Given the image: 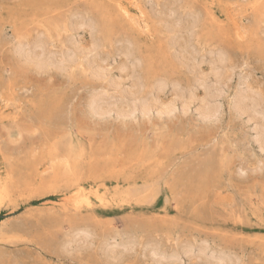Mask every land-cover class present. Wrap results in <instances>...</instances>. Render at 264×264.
<instances>
[{
  "label": "rangeland",
  "instance_id": "1",
  "mask_svg": "<svg viewBox=\"0 0 264 264\" xmlns=\"http://www.w3.org/2000/svg\"><path fill=\"white\" fill-rule=\"evenodd\" d=\"M240 80L259 119L264 0H0V264H264V135Z\"/></svg>",
  "mask_w": 264,
  "mask_h": 264
},
{
  "label": "bare ground",
  "instance_id": "2",
  "mask_svg": "<svg viewBox=\"0 0 264 264\" xmlns=\"http://www.w3.org/2000/svg\"><path fill=\"white\" fill-rule=\"evenodd\" d=\"M169 6H170V5H169ZM170 18H171V17H170ZM168 19H169V18H168ZM176 20H177V19H176ZM81 24H82V23H81ZM175 25H176V24H175ZM39 33H40V32H39ZM37 43H38V42H37ZM37 43H36V44H37ZM34 45H35V44H34ZM34 45H33V48H32V46H29V47H30V50H27V49H29V48H27L26 50H24L25 48H24V49H23V48H20L21 53H23L26 57L31 58V59L36 57V59H34V60H37V61H36L37 63H38V61H40L39 63L42 64V65L48 64V63H50V62L53 60L54 55H53V58L50 59L49 56H52V54H51V53H50L51 55H50V54H46L48 50L45 51V49H43V48H42V49L37 48V50L39 49V51H38L39 53H38L37 50H36L37 54H35V50H34V51L31 50V48H32V49L35 48ZM35 46H36V45H35ZM38 46L40 47V45H38ZM22 47H25V46L22 45ZM41 47H42V46H41ZM41 47H40V48H41ZM127 48H128V47H127ZM40 50H41V51H40ZM44 51H45L46 53H45ZM71 51H72V50H71ZM42 52L45 53V55H46V56H44V57H46L45 59H44V58L41 59V56L43 55ZM65 52H67V51H65ZM74 52H75V51H74ZM52 53H53V52H52ZM75 53H76V52H75ZM64 54H66V53H64ZM69 54H70V53H69ZM71 54H72V52H71ZM38 55H40V56H38ZM48 55H49V56H48ZM73 55H74V54H73ZM223 55H224V54H223ZM66 56L68 57L69 55H66ZM47 57H48V58H47ZM64 57H65V56H64ZM65 58H66V57H65ZM65 58H64V61H65ZM74 58H75V57H74ZM74 58H73V60H75ZM70 59H72V57H68V58H67V60H69V61H73V60H70ZM224 59H225V58H224ZM34 60H33V61H34ZM57 60H58V59H57ZM59 60H60V59H59ZM59 60L56 61V59H55V60H53L52 62L56 63V62H59ZM60 61H61V60H60ZM52 62H51V63H52ZM62 62H63V61H62ZM67 62H68V61H67ZM59 63H60V62H59ZM225 64H226V63H225ZM217 65H218V64H217ZM220 65H221V64H220ZM100 67H101V66H100ZM220 68H221V67H220ZM222 68H223V67H222ZM96 70H97V69H96ZM94 71H95V70H94ZM217 71H218V70H217ZM96 72H97V75H98V73H101L102 70H97ZM214 73H215V72H214ZM229 74H230V73H229ZM231 74H232V73H231ZM219 75H220V74H219ZM242 75H244V74H241V76H242ZM247 75H248V74H247ZM213 76H214V75H213ZM227 76H228V75H227ZM230 76H231V75H230ZM230 76H228L227 78L229 79ZM241 76H240V77H241ZM244 76H245V75H244ZM216 77H217V76L215 75L214 78L216 79ZM245 77H246V76H245ZM247 77H248V76H247ZM224 78H225V77H224ZM218 79H219V78L217 77V81H219ZM228 79H227V80H228ZM241 79H242V78H241ZM225 80H226V78H225ZM242 80H243V79H242ZM245 80H246V79H245ZM214 81H216V80H214ZM217 81H216V83H217ZM221 82H222V80H221ZM239 82H242V81L240 80ZM247 82H248V81H247ZM247 82H246V84L242 82V83L244 84V88H245V89L242 88V89H244V90H243L244 92H243L242 89H241V85H242V83H239V84H238V85L240 86L239 89H241V93L239 94V90H238V93H237V94H239V95H237V96H238V102L235 101V104H236V102H237V104H238L237 109L240 108V111L243 110V114H245L244 111H245L246 113H247V112H250V113L252 114V118H253V117L256 118V116L260 114V113L258 114L257 111L260 110V107H259L260 104H259V103L261 102V100H260V101L258 100V98H259V95H257L258 93H256L255 95L253 94V93L255 92V90L253 89V90H254V92H253V90L248 86L249 84H247ZM216 83H215V86H213V87H216V88H215L216 90L213 89V87H210V88L213 89V91H214V90L217 91V90L219 89V88H218L219 86L222 88L221 85H218V87H217V84H216ZM223 83H224V82H223ZM112 84H113V85L115 84V85L113 86ZM112 84H111V86H112L114 89H117V88L119 87V86L116 87V86H117V85H116V82H115V83L112 82ZM219 84H221V83H219ZM224 84H225V83H224ZM240 84H241V85H240ZM109 85H110V84H109ZM224 86H225V85H224ZM250 86H251V85H250ZM97 87H100V89L98 90V91H100V93H96V95H95L94 97H92V99H91V109L94 111V113H96V114H97V113H100V115H101V114H104V112L109 113L108 111H111V108L113 107V106H112L113 103L110 102L111 100L109 101V103L107 102L110 98L107 99V96H106V94L104 93V92H105L104 90H106V88H108V87H107L106 85H105L104 87H103V86H97ZM175 87H176V86H175ZM95 88H96V87H95ZM154 88H155V87H154ZM160 88H161V87H159V89H160ZM210 88H209V89H210ZM96 89H97V88H96ZM120 89H121V88H120ZM176 89H177V88H176ZM94 90H95V89H94ZM94 90H93V91H94ZM110 90L112 91L113 89H110ZM118 90H119V88H118ZM118 90H117L116 92H118ZM178 90H179V89H178ZM95 91H96V90H95ZM101 91H104V92L101 93ZM113 91H114V90H113ZM120 91H122V90H120ZM120 91H119V92H120ZM134 91H135V90H134ZM213 91H212V92H213ZM219 91H221V90H219ZM247 91H248L250 94H248ZM251 91H252V93H251ZM256 91H257V90H256ZM245 92H246V93H245ZM257 92H258V91H257ZM94 93H95V92H94ZM106 93H107V92H106ZM111 93H112V92H111ZM122 93L125 94V92H122ZM122 93H121V94H122ZM214 93H216V92H213V96H214ZM108 94H109V92H108ZM108 94H107V95H108ZM112 95H113V94H112ZM118 95H119V94H118ZM135 95H136V94H135ZM211 95H212V94H211ZM92 96H93V95H92ZM110 96H111V94H110ZM110 96H108V97H110ZM122 96H123V95H121L120 97H122ZM127 96H128V95H127ZM129 96H131V94H129ZM209 96H210V95H209ZM216 96H217V95H216ZM257 96H258V97H257ZM260 96H262V95H260ZM114 97H115V96H114ZM114 97H112V98H114ZM120 97L117 96V98H119V99H120ZM132 97H133V96H132ZM132 97H131V99H129V100H132V101H133ZM144 97H145V96H144ZM123 98H126V95H125ZM138 98H139V97H138ZM142 98H143V97H142ZM142 98L140 99V101H138V103H135V102H134V103H135L134 105H133V103H131L132 101H130V103H131V107H132V110H133L134 112H135L134 108H136V109L138 108L139 111L141 110V111H143V113H144V112L146 113L147 111H150V105H149V102L147 103V99H146V98H145V99H146V102H145V100H143L144 98H143V99H142ZM214 98H215V97H214ZM260 98H261V97H260ZM119 99H118V100H119ZM127 99H128V97H127ZM134 99H135V97H134ZM136 99H137V98H136ZM106 100H107V101H106ZM112 100H113V99H112ZM115 100H116V98H115ZM115 100H113V101L115 102ZM121 100H123V99H121ZM211 100H212V98H211ZM236 100H237V98H236ZM61 101H62V100H61ZM113 101H112V102H113ZM124 101H125V100H124ZM124 101H122V102H124ZM135 101H136V100H135ZM152 101H153V100H152ZM262 101H263V100H262ZM136 102H137V101H136ZM210 102H211V101H210ZM212 102H214V101H212ZM107 103H108V104H107ZM110 103L112 104V105H111L112 107H110V105H109ZM116 103H117V102H115L114 105H115ZM118 103H121V102H118ZM187 103H188V102H187ZM206 104H207V103H206ZM151 105H152V104H151ZM185 105H186V104H185ZM203 105H204V104H203ZM203 105H202V106H203ZM209 105H210V103H209ZM212 105H213V104H212ZM212 105H211V106H212ZM258 105H259V106H258ZM116 106H117V105H116ZM116 106L112 109V111H114V109L117 108ZM118 106H119V104H118ZM133 106H134V107H133ZM186 106H187V105H186ZM204 106H206V105H204ZM235 106H236V105H235ZM257 106L259 107V108H258L259 110H257ZM174 107H175V106H174ZM213 107H214V106H213ZM154 108H155V107H154ZM157 108H158V107H157ZM160 108H161V107H160ZM160 108H159L158 110H160V111L162 112L163 109L161 110ZM181 108H184V107H181ZM202 108H203V107H202ZM208 108H209V107H208ZM208 108L205 107V108L202 109V112H203L204 114L208 115V116H210L209 114L212 115V113H211L212 111H213V112H217V111H218L217 108H216V109L213 108V109H215L216 111L211 110V109H208ZM210 108H211V107H210ZM171 109H172V106H171ZM185 109H188V108H185ZM261 109L263 110L264 108H261ZM118 110H119V109H115V111H117V112H118ZM120 110H121V108H120ZM126 110H127V113H128L129 110H128V109H125L124 111H126ZM132 110H131V108H130V111H132ZM168 110H169V109H168ZM210 110H211V111H210ZM115 111H114V112H115ZM121 111H123V110H121ZM130 111H129L128 114L131 113ZM133 111H132V112H133ZM141 111H140V112H141ZM199 111H200V110H199ZM209 111H210V113H209ZM238 111H239V110H238ZM114 112H113V113H114ZM119 112H120V111H119ZM137 112H138V110H137ZM168 112H169V111H168ZM202 112L200 111V113H202ZM110 113H111V112H110ZM115 113H116V112H115ZM127 113L125 114V112H121V115H123V114L127 115ZM147 113H148V112H147ZM207 113H208V114H207ZM250 113H249V114H250ZM116 114L119 115L120 113H119V114L116 113ZM214 114H215V113H214ZM251 114H250V115H251ZM114 115H115V114H114ZM201 115H202V114H201ZM214 116H215V115H214ZM248 116H249V115H248ZM212 117H213V115H212ZM257 117H258V116H257ZM204 118H206V117L204 116ZM207 118H208V117H207ZM249 118H250V116H249ZM212 119H213V118H212ZM256 119H258V118H256ZM250 120H251V118H250ZM251 121H252V120H251ZM258 121H260V122H258ZM258 121H257V123H259V124L261 123V124H260V128H261V131H262V133H259V135L262 134V136H263V135H264V110L261 111V115H260ZM254 122H255V121H254ZM254 125H256V124H254ZM256 128H258L259 131H260L259 126H257V127L254 126V129H256ZM258 129H256L255 131H257ZM259 131H258V132H259ZM257 135H258V133H257ZM257 135H256V141H258V140L260 139V137H261V136L258 137V140H257ZM259 135H258V136H259ZM262 138H263V140H262L263 143L261 142V140L259 141V143H260V144L262 143V145H263V147H264V136L261 137V139H262ZM260 144H259V145H260ZM4 195H5V194H4ZM64 196H65V195H64ZM88 203H89V202H88ZM87 212H88V211H87ZM89 212H90V211H89ZM76 230H78V229H76ZM76 230H75V231H76ZM79 230H80V228H79ZM83 231L85 232L84 229H83ZM86 232H87V231H86ZM88 232H89V231H88ZM88 232H87V233H88ZM95 236H96V235H95ZM79 237H80V235H79ZM79 237H78V238H79ZM81 238H82V237H81ZM83 238H85V237H83ZM72 239H74V238H72ZM72 239H71V240H72ZM75 239H76V238H75ZM79 240H80L79 243H81V239H80V238H79ZM85 240H86V239H85ZM68 241H69V240H68ZM76 241H77V239H76ZM76 241H75V242H76ZM120 241H121V240H120ZM130 241H131V240H130ZM73 242H74V241H73ZM125 242H126V241H125ZM132 242H133V241H132ZM67 243H68V242H67ZM121 243H123V242H121ZM128 243H131V242H128ZM68 244H69V243H68ZM68 244H67V245H68ZM72 244H73V243H72ZM72 244H70V245L73 246ZM82 244H83V243H82ZM119 244H120V242H119ZM132 244H133V243H132ZM76 245H77V244H76ZM80 245H81V244H80ZM80 245H79V246H80ZM156 245H157V244H156ZM156 245H155V246L153 245V246H154V247H157L158 245H157V246H156ZM68 246H69V245H68ZM77 246H78V245H77ZM87 246H88V245H87ZM109 246H110V244H109ZM123 246H127V244H124ZM151 246H152V245H151ZM75 247H76V246H75ZM75 247H74V248H75ZM110 247H112V246H110ZM115 247H117V245H116ZM119 247H120V246H119ZM69 248H70V247H69ZM76 248H77V247H76ZM129 248H130V247H129ZM129 248H128V249H129ZM150 248H151V247H150ZM188 248H189V247H188ZM198 248H199V247H198ZM112 249H113V248H112ZM115 249H116V248H115ZM119 249H120V248H119ZM126 249H127V247H126ZM126 249H124V250H126ZM151 249H153V248H151ZM155 249H156V248H154V250H152L151 252H149L150 254H148V255H152V256L154 255V257L157 258V262H160V263H161V260L163 259L162 257H164V256H162V254L159 255V254L157 253V252H159V249H157L158 251H155ZM161 249H162V248H160V250H161ZM191 249H192V247L190 248V250H191ZM199 249H202V248H199ZM204 249H205V248H203V250H204ZM109 250H110V249H109ZM113 250H114V249H113ZM117 250H118V249H117ZM117 250H116V251H117ZM164 250H165V249H164ZM203 250H201V251L203 252ZM220 250H221V249H220ZM111 251H112V250H111ZM121 251H123V248H122ZM162 251H163V250H162ZM187 251H189V250H187ZM187 251H186V252H187ZM112 252H113V251H112ZM171 252H172V251H171ZM212 252H213V251H212ZM105 253H106V252H105ZM151 253H152V254H151ZM159 253H160V252H159ZM164 253L168 254L167 252H164ZM164 253H163V254H164ZM187 253H188V252H187ZM200 253H201V252H200ZM200 253H199V254H200ZM203 253L205 254V251H204ZM213 253H214V252H213ZM213 253L211 254V256L215 257V256L213 255ZM216 253H217V252H216ZM220 253H221V252H220ZM171 254L174 255V252H173V253H169L168 255H171ZM179 254H180V253H179ZM182 254H185V253L183 252ZM182 254H181V255H182ZM201 254H202V253H201ZM201 254H200V255H201ZM204 254H202L201 256H205L207 253H206L205 255H204ZM218 254H219V253H218ZM218 254H217V256H218ZM145 255H146V254H145ZM186 255H187V254H186ZM215 255H216V254H215ZM224 255H226V254H224ZM227 255H228V257H229V254H227ZM182 256H183V255H182ZM206 256H207V255H206ZM206 256L204 257V261H205V259H206ZM220 256H221V255H220ZM150 257H151V256H150ZM169 257L173 259V257H171V256H169ZM177 257H179V255H177ZM207 257L212 258V257H210V254H209V256H207ZM221 257H222V256H221ZM221 257H220V259H221ZM223 257H225V256H223ZM156 258H153V259L156 260ZM166 258H167V257H166ZM166 258L164 257V259H166ZM200 258H201V257H200ZM153 259H152V260H153ZM168 259H169V258H168ZM176 259L178 260L179 258H176ZM214 259H215L214 261H216L217 258L215 257ZM226 259H227V256H226ZM229 259L233 260V259L230 258V257H229ZM210 260H211V259H209V261H208V259H206V261L208 262V264H210V262H211ZM153 261H154V260H153ZM163 261H164V260H163ZM170 261H171V259H170ZM174 261H176L175 258H174V260L171 262V264H172ZM206 261H205V262H206ZM221 261L223 262V260H221ZM221 261H220V262H221ZM157 262H156V263H157ZM205 262H204V264H205ZM227 262L229 263V261H226V263H224V264H227ZM231 262H232V261H231ZM160 263H157V264H160ZM168 263H170V262H168ZM161 264H163V263H161ZM166 264H167V263H166ZM202 264H203V263H202ZM211 264H213V263L211 262ZM216 264H217V262H216ZM218 264H221V263H218Z\"/></svg>",
  "mask_w": 264,
  "mask_h": 264
}]
</instances>
